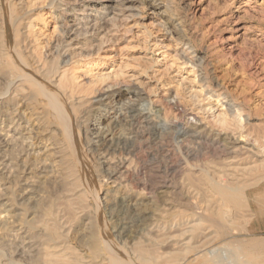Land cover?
<instances>
[{
  "label": "rangeland",
  "instance_id": "obj_1",
  "mask_svg": "<svg viewBox=\"0 0 264 264\" xmlns=\"http://www.w3.org/2000/svg\"><path fill=\"white\" fill-rule=\"evenodd\" d=\"M88 1H93L89 10ZM105 1L0 0V92L10 89L12 93L5 105V115H13L14 121L21 124L18 137H27L25 132L35 130L31 142L20 141L18 147L3 150L10 162L0 167L1 173L26 165L37 172V203L25 204L20 218L34 221L32 213L39 214L40 221L52 229V235L51 231L47 234L60 239L47 242L41 236L44 246L61 245L66 259L62 264H108L110 250L134 264L141 257L147 261L145 264H211L222 259V253L213 259L211 250L223 247L233 252L240 250L242 260L249 264H264L263 163L252 162L247 158L250 155L240 156L234 161L238 165H233V170L227 171L229 176H225L219 150L210 145L217 139L227 144L234 134L238 137L235 111L242 114L245 135L249 137L241 145L250 149L257 138L264 139V88H260V76L264 74V29H254L264 27V0H135L128 4L123 0ZM104 6H111L109 12L104 13ZM128 7L131 10H124ZM11 14L18 23L14 18L12 23ZM87 15L95 17L86 18ZM232 16L239 19L237 27L231 26ZM30 24L32 28L28 29ZM242 27L246 30H236ZM240 33L245 34L238 37ZM21 71L30 74L32 80L11 88L10 83ZM140 85L142 110L148 111L150 102L155 101L153 105L161 111L160 116L167 115L171 123L176 120L201 133L200 142L204 143L195 150L191 164L198 169L208 168L210 176L187 169L178 174L171 171L181 164L182 156L172 134L147 136L137 151L123 146L111 160L132 161L127 190L134 198L148 194L139 207L143 212L152 213L163 207L169 195L142 191L141 185L157 190L165 181L182 187V211L200 205L203 220L199 221L190 245L184 243L192 236L181 237L182 232L176 229L156 234L147 220H125L129 221L132 235L121 238L114 231L119 219L113 220L112 213L119 215L123 209L112 201L114 197H107L108 206L100 201L98 208L92 201L94 193L99 200L104 197L100 189L113 193L112 181L104 170L107 166L101 165L90 144L94 128L110 123L112 119L104 116H110L106 110L110 103L119 100L120 89L132 90ZM188 87L200 94L197 100L190 98ZM40 90L49 94L60 92L68 101L80 103L79 123L70 118V137ZM100 96L104 97L102 102H98ZM122 99L127 101L126 97ZM62 104L69 114V107ZM210 105L227 111V127L218 123L212 113L200 110ZM119 124L116 137L125 133L134 138L135 127ZM55 151L61 157L56 160H61L56 167L54 156L48 157ZM210 177L225 187L241 188L244 208L225 204L211 188ZM19 190L15 186L5 193L14 199ZM225 207L233 211L234 222L223 221L220 210ZM0 232V250L14 256L15 248L9 243L12 234L1 229ZM177 242L182 244L172 247ZM255 242L260 249L252 248ZM36 258L29 263L44 264L42 257Z\"/></svg>",
  "mask_w": 264,
  "mask_h": 264
},
{
  "label": "bare ground",
  "instance_id": "obj_2",
  "mask_svg": "<svg viewBox=\"0 0 264 264\" xmlns=\"http://www.w3.org/2000/svg\"><path fill=\"white\" fill-rule=\"evenodd\" d=\"M112 1L113 0H106L105 2H112ZM123 1H124V4H128V3L134 2L135 0H123ZM91 2H93V1H88L86 3V9L87 10L90 9V3ZM153 5L156 6V4H153ZM103 8L107 10L104 13H107V12H109L108 9L111 8V6H104ZM124 10H131V8L128 7V8H125ZM11 16H12L11 20L13 23L12 18L15 19V17L13 14H11ZM94 17H95V15H87L86 16V18H94ZM231 19H233V21H231V23H232L231 26L237 27L238 23H239L238 17L232 16ZM15 21H16V23H18V21L16 19L14 20V22ZM80 22H83V21H80ZM85 22H87V21H85ZM31 28H32V25L30 24L28 29H31ZM244 29H245L244 27L236 28V30H238L239 32H241V30H244ZM254 29L259 31V32H263L264 27L260 26V28L255 27ZM244 34L245 33H240V34H238V37H242ZM190 54H192V53H190ZM22 62L24 63V65L26 67H28L26 65L27 64L26 61L23 60V58H22ZM28 69H29V67L27 68V70ZM30 80H32L31 75L26 74L25 72L21 71L18 74V76L12 80V82L10 83V85H11L10 87L12 88V87L17 86L19 88L24 83H27ZM260 80H261V84H262L260 88H264V74L263 73L260 76ZM183 83H184V80L182 81L181 85H184ZM127 85L129 86L130 83L129 84L127 83ZM130 86H132V85H130ZM51 88H52V86L50 87V89ZM193 88L194 87H188L187 90L191 91L190 98H192V100H197V98L199 97L200 94H197V93L195 94V92H194L195 89L193 90ZM141 89H142L141 85L138 86L137 89H132V90H121L120 89L117 92V94L119 96L118 97L119 100L116 102L110 103V105L108 104L109 107H108V110H106V111H107L108 115H110V116L109 117H107V115L104 116L105 118H109L112 120L110 121V123L106 127H99V128L95 127L96 129L94 128V131H93L94 133L92 134L90 144L94 148V151L96 153H98V155L100 157L99 160L102 161L101 165L107 166V168L104 170L107 173L108 179L110 181H112L111 184L113 185V193L116 194L117 196L113 195V193L110 194L108 191L106 193L101 192V189H100V193H102V195H104V197L99 200L98 199L99 195L97 196L96 193H94V198L92 197V201H94L93 204L98 208V205H100L99 204L100 201L102 203H104V202H106L107 197H109V196L114 197V198H112V201L114 203H116V206L119 205V208L123 209L122 210L123 212H120L121 214H119V215H118V213L117 214L112 213V216H114L113 220L119 219V221H118L119 224L117 226L115 225L116 227L114 228V231L119 233L121 238L122 237H130L129 235H132L131 227L128 226L129 221L131 222L132 220H135L137 222L143 223L147 220V221H149L148 227H152L153 231L156 234H159V233L163 232V230L165 231L166 229H167V232L172 231V230L174 231L176 229V231H178L179 233L182 232L181 237L187 236V238H188V237L192 236L191 239L190 240L188 239L187 242L184 243V241H183L185 246L190 245V243L194 239L193 234H195L198 231L199 221L203 220V215L201 214L202 212H199V206L200 205L198 206L197 204L196 205L194 204L187 211H182V206H183L182 201H185L184 200L185 197H183L184 194L182 193V187L180 185H178L177 183H174V181L173 182L172 181H170V182L165 181V182H163L162 186L157 188V190L156 189L154 190L153 188H147L145 185H141L142 187H140V188H142V191L149 190V193H152V194L158 193V194L169 195L168 196L169 199L166 201V204L163 207H159V208L155 209L152 213L147 212L148 213L147 214V213L143 212L139 207L141 206V203H142L141 200L144 201L145 198H147L148 194L144 195V194L139 193V194H141V195H139L140 198H134L132 193L127 190L128 189V183L131 181L130 175L132 173V171H131L132 170L131 169V164H132L131 162L132 161L130 162V159L127 160V158L120 160L119 162H116V161L113 162L111 160L112 157L114 156V154L119 153L124 148L123 146H127V145L129 147L131 146L130 148L132 150L137 151L139 148H141L143 140L148 138L147 136H154L156 138L157 137L159 138L163 134H172L173 138L175 139V141L178 144L177 146H178L182 156L180 157L181 161H179L181 164L172 167L171 171L174 174H178V173H181V171L183 172V171H185V169H187V171L189 170L190 172H194V174H198L199 172H203L206 174L207 177L210 176L208 168L198 169L197 167H195L194 165L191 164V162H192L191 159H194L196 157L195 156V150L198 149L199 147H201V144L204 143V142H200L201 133L197 132V131L189 128V127L184 126V124H181L180 122H178L176 120L174 122L172 121V123H171L172 119L170 120V118H168L167 115L166 116L164 115L165 117H162L163 115L160 116L161 111L155 110V107L153 105V103L155 101L150 102L151 107H149L148 111H146V109L142 110L140 107L142 100L140 99L141 97H139V92H141ZM40 92L48 101V106L51 108L55 118L59 121V124L64 128V130L67 134V137H70L69 122H71V119H75V121L77 123H79V116H78L79 111L78 110L80 109L79 108L80 103H77L76 100L74 102L68 101L65 98V96L62 95L60 92H53V94H49L44 90L43 91L40 90ZM10 96H12V93H10V89H8L5 92H0V122H1L0 123V167L1 168L3 166H7L6 164L8 162H10V160L7 159V155L3 151V150H5V148L8 149V148H12V147H18L17 146L18 142H20V141H23L24 143H26L27 141L31 142L32 141L31 139L35 138V137L34 138L32 137L33 133L35 132L34 128H33L34 131L31 130L30 132H25V133H27L26 134L27 137H25L24 135H22V137L21 136L18 137V135L20 134V132L22 130L21 124L14 121L13 115L12 116L9 114H8L9 116L5 115L6 112L4 111L5 105L7 104V99H9ZM123 97H126L127 101H124L122 99ZM99 98H100V100L98 102H102L104 97L100 96ZM60 101H62V103L64 102V104H66L67 107H69L68 108L69 114L65 111V107ZM200 110H202L205 114L212 113L211 115L214 116V118L217 120L218 123H220L223 127H227V123H228V120L226 118L227 117V113H226L227 111L225 112V110H219V107L217 108V106L214 107L211 105L207 109H204V107H200ZM69 115H70V117H69ZM111 115H114V116H111ZM233 117L236 121V124L238 125V129L240 130V131H237V133H236V134H238V137H236L234 134L232 141H230L229 143L227 142V144L222 143L221 140L217 141L218 139L213 141V143L210 144L213 147L218 148V150H219V157L224 162V165H225V167L223 166L224 167L223 170L226 171L224 174L225 176L228 175L227 174L228 170H233V167H232L233 165H236V164L238 165L237 162H234L235 159H238V158H240V156H243V155H250L247 157L249 160H253L252 162H255V163L256 162H262L263 163L262 166L264 167V139H263V137L257 138L254 141L252 148H250V149L245 148V146L241 145V144L245 141H249V137H248V135H245L246 126H244L245 122L242 119V114L239 113V111L238 112L235 111L233 114ZM181 118H183V117H181ZM161 121L164 124H160ZM119 123L130 124V126H132L133 128L135 127L134 129H137V130H135L136 133H135L134 138L132 136H129V135L126 136L125 133H124L125 135L123 134V136L120 138L116 137L115 130L117 127H119V125H120ZM38 124H40V123H38ZM101 124L102 123H100L99 125H101ZM144 124L147 125V127H148V128H146L147 134H146V132H144L145 129L142 126ZM78 131L80 132V130H78ZM87 145H89V142ZM205 145H208V144H205ZM70 146H72V141L70 143ZM121 147H123V148H121ZM122 152H124V150ZM58 154L59 153L55 151L53 154L51 153V155H48V157L53 158V156H54L53 160L55 159V161H56L57 159H61L60 155L57 156ZM75 155L76 154L74 152L73 156H75ZM121 155H122V153H121ZM109 156L110 157L112 156V157L108 158ZM145 156H146V154H145ZM129 157H131V156H129ZM115 160H116V156H115ZM259 160H262V161H259ZM60 161L54 162L55 167L59 164ZM133 162H134V160H133ZM173 165H175V164H173ZM7 169H8V171L6 170V172H3V173H1L2 170L0 169V173L2 176V179H0V229L2 231L4 230L5 233L9 231L12 234L13 239H11V240L9 239L10 240L9 243H10L11 247L13 246L15 248V253H14V256L9 257L7 255V251L0 250V264H30L29 262H33L32 260H34V258L38 259V258H36L37 256L40 258L42 257V259L44 260V264H62V262L66 261V259H64V257H63L62 252H64V249H62V246L61 245H59L57 247H46V246H44V244H45L44 240L45 239H47V242L48 241H50V242L51 241L52 242L58 241L60 239H59V237H50L49 236L50 234L49 235L47 234V232L49 233L51 231V235H52V229L49 228L48 225L43 224L40 221L41 217L39 216V214L32 213L34 221H26V220L20 218V216H22L21 213L23 211L21 209L25 206V204H28L30 202L35 203V204L37 203V198H36L35 194L37 192L38 180H36V179H38V177L36 175V173H37L36 170L29 168L27 165L20 170L17 169V171H15V170L10 171L9 168H7ZM209 180H210L211 188L213 189V191L216 194L220 195L221 200L225 204L233 205L235 208H239V209L244 208V198L242 196L243 190H241V188L240 189L239 188L231 189V188L225 187L224 185H222V183L216 181L215 179H211V177L209 178ZM218 180H220V179H218ZM15 186L18 187L20 190H19L17 197H14V199H13L10 194H7L5 192L10 191ZM131 187H132V185H131ZM158 189L160 192H157ZM198 193H199V191H198ZM84 195H86V194H84ZM188 195H190V194H188ZM187 197H189V196H187ZM246 201L248 202V200H246ZM105 204H106V206L110 205L109 202H106ZM189 205H190V203H189ZM33 209H34V207L32 208V210ZM248 210H251V209H248ZM201 211H202V209H201ZM220 212L223 215V218H224L223 221H225V222L233 221V215H232L233 211L232 210L229 211L228 208L225 207V208H222L220 210ZM240 213H238V214H240ZM241 217H242V215H241ZM242 218L244 219V217H242ZM35 220H36V222H35ZM125 220H129V221L126 222ZM33 222H35V223H33ZM134 225L135 224H133V226ZM143 225L145 226V224H143ZM145 228H147V225ZM143 231H145V230H143ZM41 236L42 237L45 236V239H42ZM200 236H201V234H200ZM114 237H115V235H114ZM211 238H213V237H211ZM3 239H4V237H3ZM158 239H159V237H158ZM198 242H199V240H198ZM7 243H8V241H7ZM180 243L181 242H177L176 244L172 245V247L179 246ZM54 244H57V243H54ZM204 244H205V242H204ZM206 245H208V244H206ZM252 245H253L252 248H254V249L259 248L260 249L259 243L255 242ZM198 247L199 246H197L196 249ZM200 249H202V248H200ZM257 249H255V250H257ZM5 250H7V249H5ZM205 251H196V254L202 253ZM239 251L240 250H236L233 252V251H230L229 249H227L225 247H223L222 249L211 250V253L210 252L209 253L211 256H212V254L214 255V256H212V257H214L213 259L218 258L220 256L219 253H222V259L221 258L215 259V260L211 261L212 262L211 264H249L248 262L242 260L241 256L239 255L240 254ZM108 254H109V257L107 258L108 264H134V263H130L129 261L123 260V258L121 259L120 257H117L116 255H114L112 253L111 250L109 251ZM216 254L217 255L219 254V256L217 257ZM223 256L225 259L223 258ZM197 258H198V256H197ZM146 262L147 261H145L144 257H143V259L141 257V259L139 258L138 260L135 261V264H145ZM207 262H209V261H207ZM201 263H199V264H201ZM206 263L204 262L203 264H206Z\"/></svg>",
  "mask_w": 264,
  "mask_h": 264
}]
</instances>
